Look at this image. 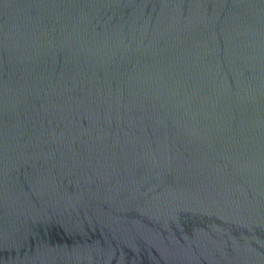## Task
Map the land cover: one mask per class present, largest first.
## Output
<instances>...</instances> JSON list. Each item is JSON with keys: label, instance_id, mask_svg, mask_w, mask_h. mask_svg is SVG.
Segmentation results:
<instances>
[{"label": "water", "instance_id": "obj_1", "mask_svg": "<svg viewBox=\"0 0 264 264\" xmlns=\"http://www.w3.org/2000/svg\"><path fill=\"white\" fill-rule=\"evenodd\" d=\"M0 264H264V0H0Z\"/></svg>", "mask_w": 264, "mask_h": 264}]
</instances>
